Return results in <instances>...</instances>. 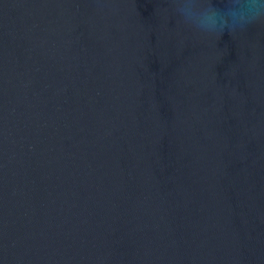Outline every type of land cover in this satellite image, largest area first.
<instances>
[{
	"label": "water",
	"instance_id": "obj_1",
	"mask_svg": "<svg viewBox=\"0 0 264 264\" xmlns=\"http://www.w3.org/2000/svg\"><path fill=\"white\" fill-rule=\"evenodd\" d=\"M0 264H264V16L0 0Z\"/></svg>",
	"mask_w": 264,
	"mask_h": 264
},
{
	"label": "clouds",
	"instance_id": "obj_2",
	"mask_svg": "<svg viewBox=\"0 0 264 264\" xmlns=\"http://www.w3.org/2000/svg\"><path fill=\"white\" fill-rule=\"evenodd\" d=\"M226 10L249 17V23L264 16V0H226Z\"/></svg>",
	"mask_w": 264,
	"mask_h": 264
}]
</instances>
